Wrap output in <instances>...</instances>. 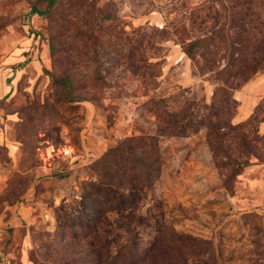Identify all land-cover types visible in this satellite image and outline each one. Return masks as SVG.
I'll return each mask as SVG.
<instances>
[{"label":"rangeland","instance_id":"374dc122","mask_svg":"<svg viewBox=\"0 0 264 264\" xmlns=\"http://www.w3.org/2000/svg\"><path fill=\"white\" fill-rule=\"evenodd\" d=\"M231 1L0 0V264H264V69L231 92L225 139L160 136L133 204L98 192L124 170L107 152L156 134L155 103L224 101L229 46L259 48ZM250 7L255 27L264 0Z\"/></svg>","mask_w":264,"mask_h":264},{"label":"trees","instance_id":"16d2710c","mask_svg":"<svg viewBox=\"0 0 264 264\" xmlns=\"http://www.w3.org/2000/svg\"><path fill=\"white\" fill-rule=\"evenodd\" d=\"M56 1L57 0H47V9L53 7ZM250 3L251 0H232L230 3L232 5L231 8L238 7L239 10L234 11L233 9L229 11V13L225 15V18L231 23L233 20L241 21L243 33L254 28L258 36L255 39L258 41L259 48L240 56V54H236L235 51H233V45L229 46V53L225 64V79L218 80L221 86H217L215 89V92L223 91L225 93V99L220 103V106L216 108L214 104H187L181 111L174 112L169 110L167 106H165V103H155V114L160 123L156 134L153 136H141L134 139H127L117 147L109 150L105 155L119 157V160L116 162H118L120 166L122 165L120 169L124 168L120 174L112 173L108 175L107 181L98 187V192L103 191L105 192V196L110 198L114 197V211L118 213L124 211L123 207L125 204H133V201L128 200L129 196L145 191L157 180L159 175V156L156 150L158 137H186L196 133L201 128H206L208 130V140L212 146V142L214 143L215 140L225 139L227 136L225 129H236L231 122L234 116L233 110L236 105V101L233 99L231 92L264 69V15L257 16L255 18L258 22L257 26L252 27ZM192 23L193 21L189 18L187 25L191 27ZM182 25H184V23ZM198 44L199 43L196 41L191 42L183 48V51L191 57L194 46ZM257 49L258 51H256ZM234 53L236 56H234ZM156 66V63H148L146 69L156 68ZM52 81L58 86H68L69 84L67 78L55 77L52 78ZM67 99L68 102H73L76 98L68 96ZM214 119L216 122H212ZM136 143L148 147V155L145 156L146 158L135 152L133 147L137 145ZM139 167L141 168V174L138 176L137 172H134V170L139 169ZM115 177H117V179ZM124 218H127V216ZM128 231L129 226H126L125 232L128 233Z\"/></svg>","mask_w":264,"mask_h":264},{"label":"crops","instance_id":"0c3cea01","mask_svg":"<svg viewBox=\"0 0 264 264\" xmlns=\"http://www.w3.org/2000/svg\"><path fill=\"white\" fill-rule=\"evenodd\" d=\"M6 91V84L0 79V99Z\"/></svg>","mask_w":264,"mask_h":264}]
</instances>
